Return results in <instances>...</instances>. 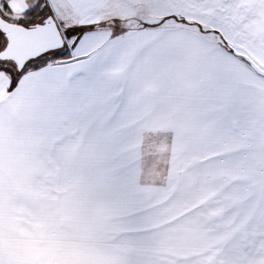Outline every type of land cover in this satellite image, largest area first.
I'll return each instance as SVG.
<instances>
[{"label": "snow or ice", "instance_id": "6c2138e0", "mask_svg": "<svg viewBox=\"0 0 264 264\" xmlns=\"http://www.w3.org/2000/svg\"><path fill=\"white\" fill-rule=\"evenodd\" d=\"M0 264H264V0H0Z\"/></svg>", "mask_w": 264, "mask_h": 264}]
</instances>
